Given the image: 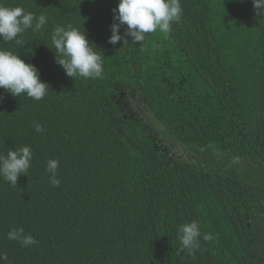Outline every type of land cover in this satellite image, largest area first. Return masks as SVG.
Instances as JSON below:
<instances>
[{"label": "trees", "instance_id": "obj_1", "mask_svg": "<svg viewBox=\"0 0 264 264\" xmlns=\"http://www.w3.org/2000/svg\"><path fill=\"white\" fill-rule=\"evenodd\" d=\"M180 3L168 33L111 45L118 0H0L46 16L0 49L50 90L37 101L0 89V155L33 154L17 186L0 177L2 264H264V14L252 0ZM58 25L85 31L102 77L65 75ZM192 221L189 254L178 228ZM21 227L36 244L7 239Z\"/></svg>", "mask_w": 264, "mask_h": 264}, {"label": "clouds", "instance_id": "obj_2", "mask_svg": "<svg viewBox=\"0 0 264 264\" xmlns=\"http://www.w3.org/2000/svg\"><path fill=\"white\" fill-rule=\"evenodd\" d=\"M257 16L264 14V0H252ZM180 0H118L113 9V23L110 25L111 35L108 43L122 45L131 42L140 44L146 34L159 30L168 33L172 23H178L182 17ZM35 22V23H34ZM47 23L44 15L37 17L34 13L25 12L21 7H7L0 5V40L5 43L15 42L22 45L19 35L28 29L38 32ZM124 28L123 34L120 29ZM51 43L56 54V63L60 65L65 75L75 78H100L103 76V59L93 50L85 31H80L71 25L56 26L51 35ZM51 49V48H50ZM53 50V49H52ZM0 89H4L13 97L26 94L37 101L43 99L49 90V85L39 78L38 69L31 63H26L20 55L0 49ZM37 132H43L41 124H35ZM33 158L30 146H23L16 150H9L7 155H0V177L12 186H17L18 177L26 175ZM59 162L50 159L46 172L50 174L53 186H59L57 178ZM201 237L200 225L196 221L182 224L178 228V238L181 250L192 254L198 249ZM7 239L15 240L25 247L37 243L31 235H26L24 229L15 228L7 233ZM204 240L212 237L203 235ZM7 260V256L0 254V264Z\"/></svg>", "mask_w": 264, "mask_h": 264}, {"label": "rangeland", "instance_id": "obj_3", "mask_svg": "<svg viewBox=\"0 0 264 264\" xmlns=\"http://www.w3.org/2000/svg\"><path fill=\"white\" fill-rule=\"evenodd\" d=\"M172 153L176 157H180V158L186 157L185 154L183 153V149L179 145H175L174 147H172Z\"/></svg>", "mask_w": 264, "mask_h": 264}]
</instances>
